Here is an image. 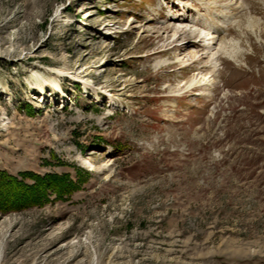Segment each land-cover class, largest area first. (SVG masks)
Here are the masks:
<instances>
[{
    "label": "rangeland",
    "instance_id": "rangeland-1",
    "mask_svg": "<svg viewBox=\"0 0 264 264\" xmlns=\"http://www.w3.org/2000/svg\"><path fill=\"white\" fill-rule=\"evenodd\" d=\"M27 173L75 187L0 211V264H264V0H0V177Z\"/></svg>",
    "mask_w": 264,
    "mask_h": 264
},
{
    "label": "trees",
    "instance_id": "trees-1",
    "mask_svg": "<svg viewBox=\"0 0 264 264\" xmlns=\"http://www.w3.org/2000/svg\"><path fill=\"white\" fill-rule=\"evenodd\" d=\"M30 175L35 180V185L29 186L20 183L16 178L3 179L4 175L0 177V211H7L11 208H23L25 205H38L43 202V192L47 189L53 190L60 196L63 194H69L73 191L75 185L67 178L58 176H49L42 179L32 174ZM13 180L17 186H12L9 182ZM11 188L18 190L12 191ZM10 190V191H9Z\"/></svg>",
    "mask_w": 264,
    "mask_h": 264
},
{
    "label": "bare ground",
    "instance_id": "bare-ground-1",
    "mask_svg": "<svg viewBox=\"0 0 264 264\" xmlns=\"http://www.w3.org/2000/svg\"><path fill=\"white\" fill-rule=\"evenodd\" d=\"M237 7V6H236ZM59 11V10H58ZM57 11V14H56V19L59 17V12ZM55 19V20H56ZM185 21V20H184ZM191 23V22H190ZM189 25V24H188ZM188 25H183L182 27H175V28H173L174 29V31H175V33H177L178 35H182V37L183 36H185V37H192V35H193V33H191V32H193V30H192V27H190V26H188ZM180 26V25H179ZM220 27V26H219ZM222 27V26H221ZM188 28H190V30H191V32L188 30ZM218 28V27H217ZM209 30V29H208ZM214 30V32H215V30H216V28L215 29H213ZM222 32H223V30L222 29H219L218 31H217V34L219 35V38L222 36ZM191 33V34H190ZM212 34L214 35V33H208V34H205V37L204 38H201V39H197L195 42H194V44H197L198 42V40L200 41V42H206V44H207V48H213V45H216V43H218V42H215L214 40H215V38H212ZM175 36H177L176 34H175ZM215 37H216V35H215ZM196 38V37H195ZM204 39H206V40H204ZM193 40V39H192ZM205 46V45H204ZM184 47V50H186V46H183ZM206 47V46H205ZM196 49V48H195ZM199 49V48H198ZM215 49V48H214ZM205 50H207V49H205ZM212 50V49H211ZM195 51H197V50H195ZM209 51V50H208ZM183 52V51H182ZM210 52V51H209ZM223 52V51H222ZM188 53V52H187ZM191 53V56L193 57V59L195 60V61H200L201 60V56L199 55V53L198 52H194V51H191L190 52ZM210 54V53H209ZM188 55V54H187ZM216 54H213L212 55V57H214ZM217 55H219V53L217 54ZM216 55V56H217ZM220 56V55H219ZM231 56V55H230ZM184 57V56H183ZM204 57H206V56H204ZM209 57V56H208ZM212 57L210 58V59H212ZM202 58H203V56H202ZM176 59V58H175ZM179 59V58H178ZM204 59V58H203ZM209 59V60H210ZM217 59V58H216ZM185 60V59H184ZM183 60V61H184ZM192 60V59H191ZM187 61V60H186ZM189 61V60H188ZM169 62V61H168ZM213 62V61H212ZM214 62H215V60H214ZM172 63V62H171ZM171 63H168V64H171ZM177 63V62H176ZM216 63V62H215ZM210 65V64H209ZM214 70V69H213ZM216 70V69H215ZM215 70L213 71V72H215ZM200 74H202V72H200L198 75H194L192 78H191V80L189 81V82H186V85L188 84L189 86V88H191V87H193V86H195V85H198V84H200V83H204L205 84V82L206 83H209V81L210 80H208V78H207V76H205V75H200ZM59 75L61 76V74L59 73ZM200 75V76H199ZM213 77V76H212ZM212 80V79H211ZM207 85V84H206ZM86 88H89V86L87 85L86 86ZM45 93V92H44ZM83 165L85 166V167H88V168H90L91 169V171H96V170H98L99 168L96 166V165H94L93 163H91V162H88V161H85L84 163H83Z\"/></svg>",
    "mask_w": 264,
    "mask_h": 264
}]
</instances>
